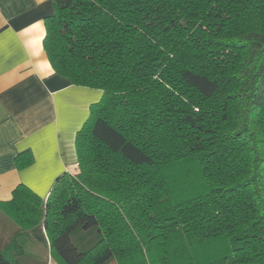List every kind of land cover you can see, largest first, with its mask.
<instances>
[{
  "label": "trees",
  "instance_id": "1",
  "mask_svg": "<svg viewBox=\"0 0 264 264\" xmlns=\"http://www.w3.org/2000/svg\"><path fill=\"white\" fill-rule=\"evenodd\" d=\"M54 4L55 74L103 95L77 171L0 202V264H264V0Z\"/></svg>",
  "mask_w": 264,
  "mask_h": 264
},
{
  "label": "crops",
  "instance_id": "2",
  "mask_svg": "<svg viewBox=\"0 0 264 264\" xmlns=\"http://www.w3.org/2000/svg\"><path fill=\"white\" fill-rule=\"evenodd\" d=\"M54 12V0H0V202L19 185L45 200L77 171L76 134L103 95L55 74L43 44Z\"/></svg>",
  "mask_w": 264,
  "mask_h": 264
},
{
  "label": "rangeland",
  "instance_id": "3",
  "mask_svg": "<svg viewBox=\"0 0 264 264\" xmlns=\"http://www.w3.org/2000/svg\"><path fill=\"white\" fill-rule=\"evenodd\" d=\"M39 249H40V247H39ZM48 256H49L48 257V264H60L57 260H55V258L51 254H49ZM109 264H118V263L114 260V261H111Z\"/></svg>",
  "mask_w": 264,
  "mask_h": 264
}]
</instances>
